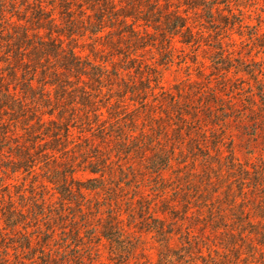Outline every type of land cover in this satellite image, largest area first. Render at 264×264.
I'll list each match as a JSON object with an SVG mask.
<instances>
[{
	"label": "rangeland",
	"instance_id": "obj_1",
	"mask_svg": "<svg viewBox=\"0 0 264 264\" xmlns=\"http://www.w3.org/2000/svg\"><path fill=\"white\" fill-rule=\"evenodd\" d=\"M231 6L220 8L218 16L232 12L227 20L237 25L225 29L218 42L216 23L197 31L196 46L183 45L177 36L170 55L159 51L160 44L138 53L137 65L158 72L160 85L159 77L142 79L136 69L107 83L115 90L106 94L108 100H117L116 92L122 95L118 88L125 84L131 91L147 87L151 92L136 99L128 93L130 107L117 114L121 121H108L105 136L94 133L93 126L74 124L71 141L63 143L68 150L44 155L35 174L7 171L14 154L8 152L17 145L27 147L26 139L12 133L0 145V211L14 207L28 217L19 220L21 234L0 239V264H239L237 253L224 246L210 220L215 216L217 224H241L247 220L230 215L229 209L246 206L252 215L247 222H264V1L239 0ZM148 110L155 116L152 124L146 122ZM119 127L130 145L116 144L122 136ZM155 139L146 154L132 155ZM39 141L45 145L42 151L50 148L49 139ZM159 152L168 154V163L154 168L150 162ZM103 156L108 160L104 178L85 171L103 170L93 159ZM71 157L78 172L69 182L96 190H74L63 199L49 184L53 176L45 168H63ZM165 201L173 204L168 214L162 213ZM37 209L45 210L40 224L33 221ZM130 210L137 214L136 223L128 218ZM159 218L166 220L167 233L173 232L168 237L172 254L161 248L165 239L155 231ZM109 222L124 238L115 246L100 236ZM74 234L80 238L75 240ZM7 255L10 259L4 260ZM166 255L172 259L161 262ZM260 257L251 261L261 264Z\"/></svg>",
	"mask_w": 264,
	"mask_h": 264
},
{
	"label": "trees",
	"instance_id": "obj_2",
	"mask_svg": "<svg viewBox=\"0 0 264 264\" xmlns=\"http://www.w3.org/2000/svg\"><path fill=\"white\" fill-rule=\"evenodd\" d=\"M233 3H239V0H0V145L7 143L12 133L14 137L18 135L26 139L27 145H17L13 152H8L14 154L11 155L13 161L7 171L12 174L26 171L35 174L41 168L44 155L65 153L68 148L63 147V143L71 141L74 124L93 126L97 129L94 133L101 131V135L105 136L108 121H121L117 114L122 115L124 107H130V98L127 101L126 95L130 93L131 98L136 99L150 91L147 87L131 91L129 84H125L123 88H118L123 90L124 95L116 92L119 98L108 100L106 94L114 93L115 90L114 87L108 89L107 83H115L123 74L136 69L143 76L142 79L159 77L160 85L158 72H146L145 66L137 65L140 57L138 53L149 48L155 49V45L160 44L157 47L159 51L170 55L177 36L183 45L196 46L200 44V36L197 40L200 33L197 31H201L205 25L216 23L219 25L215 32L218 42L225 29H233L237 25L227 20L234 17L232 12L224 16L226 19L218 16L220 8L226 5L232 7ZM156 35L159 38L155 40ZM101 55L106 58L102 59ZM121 63L127 66H120ZM103 99L105 103H102ZM139 101L141 105L149 104L155 108L147 99ZM117 104L119 107L112 110ZM150 112L148 110L146 122L152 124L155 116L152 117ZM132 122L137 123L136 119ZM12 123L13 130L7 127V124L11 127ZM116 130H119L117 134L122 135L115 140L116 144L130 145L124 142L123 129L119 127ZM40 137L49 139L50 148L41 150L45 145L39 141ZM157 142L155 139L142 151L136 148L132 155L146 154L148 148H154ZM159 154L150 162L154 168L168 163V154ZM84 158L81 159L86 164ZM93 159L99 162L103 170L85 168V171L104 178L108 167L106 156ZM65 162L63 168H45L53 176L49 184L63 199L70 197V193L74 195V190H96L83 186L78 188L69 182L78 171L72 157ZM55 170L61 174L54 175ZM231 199L236 200L237 197L232 196ZM163 203L165 208L162 213H170L169 207L173 204ZM20 213H23L22 210L14 207L5 212L0 211V239L6 241L9 234L18 236L17 232L23 224L19 220L26 217ZM44 213L45 210L37 209L34 223L40 224ZM229 213H236V218L252 221L246 206H233ZM218 214L219 221L222 213ZM127 215L130 221L137 222L135 211L130 210ZM115 219L118 221L116 216ZM216 219L214 216L210 220L213 230L220 234L224 246L237 253L235 259L239 264H257L251 260L259 256L260 263L264 264V222L254 224L244 221L236 225H223L215 223ZM156 223L155 231L165 239L160 242L161 248L172 254L168 237L173 232L167 233L166 220L159 218ZM169 229L173 231L172 226ZM2 230L5 231L4 235ZM116 231L109 222L103 226L100 236L115 246L124 240L117 236ZM73 238L78 240L80 235L74 234ZM24 248L28 249V246ZM5 249L11 250L9 247ZM162 257L163 263L172 259L171 255ZM8 259V255L4 257V260Z\"/></svg>",
	"mask_w": 264,
	"mask_h": 264
}]
</instances>
